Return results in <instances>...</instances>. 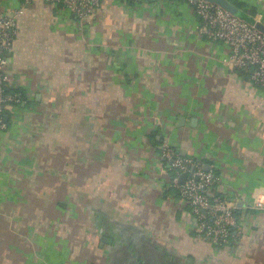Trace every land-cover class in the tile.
<instances>
[{"label":"crops","instance_id":"1","mask_svg":"<svg viewBox=\"0 0 264 264\" xmlns=\"http://www.w3.org/2000/svg\"><path fill=\"white\" fill-rule=\"evenodd\" d=\"M25 1L0 0L24 7L8 71L27 98L0 135V264H264V91L187 0H103L85 28ZM228 1L264 23V0ZM166 140L218 177L229 244L197 237Z\"/></svg>","mask_w":264,"mask_h":264},{"label":"built area","instance_id":"2","mask_svg":"<svg viewBox=\"0 0 264 264\" xmlns=\"http://www.w3.org/2000/svg\"><path fill=\"white\" fill-rule=\"evenodd\" d=\"M37 0H26L31 3ZM67 9L85 28L94 19L103 0H45ZM200 20L199 33L207 40L222 43L229 48L227 64L249 74L250 80L264 91V33L255 23L239 17L219 5L206 0H187ZM24 8V7H23ZM21 8L13 14L0 10V135L9 130L27 103L25 94L16 89L9 73L10 58L18 36V18ZM161 157L171 172L169 186L191 209L193 228L199 239L223 246L240 233V221L235 206L216 191L218 177L192 157L181 156L166 140L161 145ZM187 175L182 181L183 175ZM249 210H264V197L254 195Z\"/></svg>","mask_w":264,"mask_h":264},{"label":"water","instance_id":"3","mask_svg":"<svg viewBox=\"0 0 264 264\" xmlns=\"http://www.w3.org/2000/svg\"><path fill=\"white\" fill-rule=\"evenodd\" d=\"M138 3H154V2H159L162 0H132ZM208 2L214 3L216 5L221 6L222 8L232 12L233 14L241 17V12L240 10L235 7L234 5H232L228 0H206ZM257 28L262 31L264 33V23H262L261 21H257L256 23ZM187 175H183L181 180L184 181Z\"/></svg>","mask_w":264,"mask_h":264},{"label":"trees","instance_id":"4","mask_svg":"<svg viewBox=\"0 0 264 264\" xmlns=\"http://www.w3.org/2000/svg\"><path fill=\"white\" fill-rule=\"evenodd\" d=\"M130 2H135V1H132V0H129ZM233 3H236L237 4V2L236 1H233ZM241 17L242 18H246V16L244 15V14H241ZM238 213L236 212V215H237ZM238 216V215H237Z\"/></svg>","mask_w":264,"mask_h":264},{"label":"rangeland","instance_id":"5","mask_svg":"<svg viewBox=\"0 0 264 264\" xmlns=\"http://www.w3.org/2000/svg\"><path fill=\"white\" fill-rule=\"evenodd\" d=\"M245 19V18H244Z\"/></svg>","mask_w":264,"mask_h":264}]
</instances>
